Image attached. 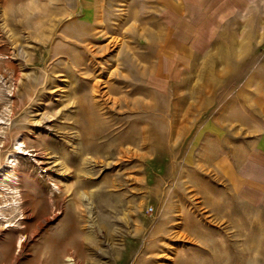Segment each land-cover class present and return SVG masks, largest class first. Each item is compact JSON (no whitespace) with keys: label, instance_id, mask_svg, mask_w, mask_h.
I'll return each mask as SVG.
<instances>
[{"label":"rangeland","instance_id":"obj_1","mask_svg":"<svg viewBox=\"0 0 264 264\" xmlns=\"http://www.w3.org/2000/svg\"><path fill=\"white\" fill-rule=\"evenodd\" d=\"M45 1L62 19L38 45L0 0V264H264L246 78L188 59L156 0Z\"/></svg>","mask_w":264,"mask_h":264},{"label":"crops","instance_id":"obj_2","mask_svg":"<svg viewBox=\"0 0 264 264\" xmlns=\"http://www.w3.org/2000/svg\"><path fill=\"white\" fill-rule=\"evenodd\" d=\"M156 1L160 15L168 12L179 20L183 31L173 38V44L184 46V51L186 45L191 48L188 59L198 60L201 51L212 52L214 61L230 62V72L224 75L246 78L231 88L237 102L243 103L240 107L253 112L240 120H262L264 125V0ZM257 146L264 155V130ZM246 164L262 170V176L249 172V180L264 183V164L258 158Z\"/></svg>","mask_w":264,"mask_h":264},{"label":"bare ground","instance_id":"obj_3","mask_svg":"<svg viewBox=\"0 0 264 264\" xmlns=\"http://www.w3.org/2000/svg\"><path fill=\"white\" fill-rule=\"evenodd\" d=\"M24 3V10L19 13L20 19H18L16 38L17 39H25V40H33L38 45L43 44L44 42H48L49 39L55 34L56 30L59 28V22L62 17L60 15V10L56 7L54 9L50 8L45 9L41 6V2L45 0H22ZM48 2H52L54 4L59 0H47ZM46 2V1H45ZM87 13L83 14V19L87 22ZM47 23V24H46ZM82 25L80 28H84ZM60 38H70L71 44L74 46H78L79 42L87 39V37L81 36V34H72L71 32H61L59 33ZM84 51H86V47L82 46ZM118 99V98H117ZM115 100V99H114ZM258 190V189H257ZM260 191V190H259ZM150 238V237H149ZM247 238V237H246ZM150 241L155 240L149 239ZM248 250H251L248 248ZM263 252V251H262ZM152 257H145L144 260L150 261ZM249 264V262H246Z\"/></svg>","mask_w":264,"mask_h":264}]
</instances>
